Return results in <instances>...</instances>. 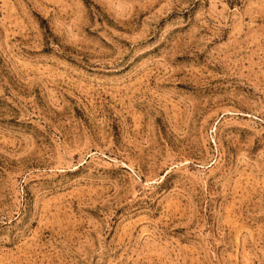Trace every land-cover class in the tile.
<instances>
[{
    "label": "rangeland",
    "instance_id": "374dc122",
    "mask_svg": "<svg viewBox=\"0 0 264 264\" xmlns=\"http://www.w3.org/2000/svg\"><path fill=\"white\" fill-rule=\"evenodd\" d=\"M0 264H264V0H0Z\"/></svg>",
    "mask_w": 264,
    "mask_h": 264
}]
</instances>
